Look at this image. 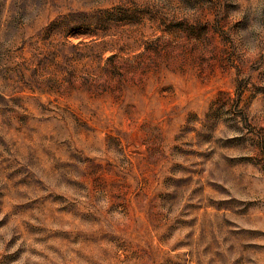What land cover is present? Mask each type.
Listing matches in <instances>:
<instances>
[{
  "label": "rangeland",
  "instance_id": "374dc122",
  "mask_svg": "<svg viewBox=\"0 0 264 264\" xmlns=\"http://www.w3.org/2000/svg\"><path fill=\"white\" fill-rule=\"evenodd\" d=\"M0 264H264V0H0Z\"/></svg>",
  "mask_w": 264,
  "mask_h": 264
}]
</instances>
